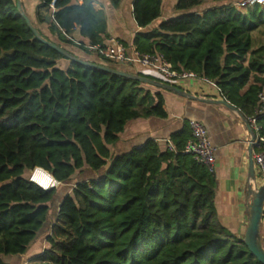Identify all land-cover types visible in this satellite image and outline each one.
I'll return each instance as SVG.
<instances>
[{
    "label": "trees",
    "instance_id": "obj_1",
    "mask_svg": "<svg viewBox=\"0 0 264 264\" xmlns=\"http://www.w3.org/2000/svg\"><path fill=\"white\" fill-rule=\"evenodd\" d=\"M52 1L38 0L34 9L41 38L115 69L88 49L107 42L104 15L92 1L55 0L53 11ZM121 1L108 0L115 9ZM231 1L211 0L198 13L205 0H177L178 14L157 22L162 0H134L141 31L131 45L120 42L212 82L248 119L264 92V45L251 50L250 36L264 27V7L238 9ZM159 91L66 59L35 37L16 0H0V264L24 255L41 230L47 247L26 264H260L219 221L213 171L184 153L189 128L171 136L172 148L147 141L111 153L130 121L166 117ZM256 123L264 136V117ZM36 168L32 182L44 189L38 176L45 172L72 183L60 188L54 207L56 189L29 180Z\"/></svg>",
    "mask_w": 264,
    "mask_h": 264
},
{
    "label": "crops",
    "instance_id": "obj_2",
    "mask_svg": "<svg viewBox=\"0 0 264 264\" xmlns=\"http://www.w3.org/2000/svg\"><path fill=\"white\" fill-rule=\"evenodd\" d=\"M95 11H100L105 18L107 40L117 39L126 45H131L134 35L141 31L135 26L132 18V4L134 0H122L118 8H112L108 0H91ZM177 0H162L161 17L157 22L166 21L177 15L174 6ZM240 0H232L235 6ZM211 3V0H207ZM21 4H38V0H21ZM211 4H205L194 12L202 13ZM32 8V7H31ZM32 16H34V7ZM129 23V31L126 29ZM75 41L81 40L77 32L71 35ZM263 41V40H262ZM260 44L264 45V41ZM107 45V42H106ZM134 48L127 49L128 56H132ZM122 71L131 74H142L160 77L155 70L145 69L138 64H119ZM167 81V80H166ZM172 85L192 96L206 100H221L216 86L199 77H189L178 80ZM155 92V91H154ZM166 117L164 119L151 117L136 119L127 123L118 141L110 146L115 156L128 153L147 141H154L162 149L172 148L171 136L188 128L190 121H197L204 125L207 136L214 150L215 163L213 173L216 180V210L221 224L235 232L243 234L247 222L245 200L247 192L248 146L250 135L240 116L220 105L208 104L199 100L180 97L172 92L159 91ZM254 148L252 147V153ZM44 241V240H43ZM39 243L38 252L47 246ZM28 254L17 257L12 264H26Z\"/></svg>",
    "mask_w": 264,
    "mask_h": 264
},
{
    "label": "built area",
    "instance_id": "obj_3",
    "mask_svg": "<svg viewBox=\"0 0 264 264\" xmlns=\"http://www.w3.org/2000/svg\"><path fill=\"white\" fill-rule=\"evenodd\" d=\"M77 4H82L83 0H74ZM52 1L50 7L53 9ZM235 6L238 9L252 8L255 6L264 7V0H240L236 2ZM90 51H95L98 56L107 60L116 62L117 64H138L142 68L155 70L162 75L168 82L175 83L178 80H183L189 77H197L192 73H177L172 70L170 64L165 62L163 57L159 54H143L136 50L132 52V56H128L123 44L114 38L107 40V45L102 48L100 46L88 47ZM208 82V80L204 79ZM221 96V95H220ZM221 99H223L221 97ZM257 117H264V92H259L257 95V107L254 110L253 116L246 119L254 135L252 147V160L254 165L255 182L250 181V186L257 187L264 184V136H259L260 127L256 123ZM190 131V139L186 142L184 153L193 157L194 161L209 170L213 171L215 163L214 150L212 144L207 136L204 125L197 121H190L188 123ZM37 168L31 171L29 180L34 177ZM37 185V183L32 182ZM57 183V182H56ZM59 185V183H57ZM39 187V186H38ZM56 187V186H55ZM54 186L51 189L55 188ZM40 188V187H39Z\"/></svg>",
    "mask_w": 264,
    "mask_h": 264
},
{
    "label": "water",
    "instance_id": "obj_4",
    "mask_svg": "<svg viewBox=\"0 0 264 264\" xmlns=\"http://www.w3.org/2000/svg\"><path fill=\"white\" fill-rule=\"evenodd\" d=\"M16 7L19 12V14L24 19L27 26L31 29V31L34 33L35 37L40 40L43 44L53 48L57 52H59L61 55H63L66 59L74 62L81 63L85 66L92 67V68H98L102 71H105L107 73H110L112 75L122 77L134 82H138L141 84H145L148 86H151L153 88H157L160 90H164L167 92H172L180 97L183 98H189L194 100H199L208 104L213 105H220L225 107L226 109L237 113L242 122L245 124L246 129L248 131V134L250 135V145L248 146V171H247V192H246V200H245V211L247 214V222L246 227L244 231V237L242 242L250 252V254L260 263L264 264V247L262 245V236H261V228H262V222L264 217V184L257 187L254 185L253 187L250 186V181L255 182V174H254V165L252 160V142L254 140V135L251 130V127L249 126L246 119L243 118V116L230 104H228L223 99L221 100H206V99H199L195 98L194 96L172 86L166 83H162L156 80L147 79L145 77L139 76L137 74H131L125 71H120L116 69H112L109 67H103V66H97L82 60H79L72 55L68 54L66 51L61 49L60 47L45 41L43 38H41L40 34L37 32L35 27L32 25L31 21L27 18L25 15L23 9L21 0H16ZM42 170V169H41ZM48 174V173H47ZM49 175V174H48ZM52 178V177H51ZM53 179V178H52ZM54 180V179H53ZM55 181V180H54ZM56 182V181H55ZM49 191V190H48Z\"/></svg>",
    "mask_w": 264,
    "mask_h": 264
},
{
    "label": "rangeland",
    "instance_id": "obj_5",
    "mask_svg": "<svg viewBox=\"0 0 264 264\" xmlns=\"http://www.w3.org/2000/svg\"><path fill=\"white\" fill-rule=\"evenodd\" d=\"M205 4H210V3L205 0V2L203 3V6H205ZM37 5L38 4H31V5H29V4H22V9H23L25 15L27 16V18L33 24H36V22H35V19L32 16V10L31 9L33 7H34V9H36ZM129 27H130L129 23L126 22V29L128 31L130 29ZM250 36H251V40H252L251 50H256L259 47L260 43L264 41V27L260 28L257 31L252 32L250 34ZM259 54H262V51L260 53H258V55ZM250 57H251V55L249 54V58ZM115 67H116L115 68L116 70L122 71L121 68L119 67V65L116 64ZM159 79L162 80V78H160V77H159ZM29 177H30V174H29ZM74 178H76V177H74ZM71 186H72V183H69V184H59V185H57L54 188V189H56V191H55L54 197L52 199V206L53 207L56 206V203L59 201V199L61 197V193L59 191L60 188H69ZM52 214H53L52 211L49 212V214H48V220L51 219ZM44 233H45V231L44 230H41L38 233V237L35 239L34 243L32 245H30L29 248L27 249V252L25 253V255L28 254L29 255V258L30 257H33V256H35V255L38 254V246H39V243L40 242H41L42 245H44V241L43 240H44V237L46 236ZM261 236L264 239V217H263L262 228H261ZM243 237H244V233L243 234H239L237 236L238 239H243ZM45 245L47 246V244H45ZM3 259H4V261H8L9 263H14L13 261H15L17 259V257L10 256V257H4Z\"/></svg>",
    "mask_w": 264,
    "mask_h": 264
},
{
    "label": "bare ground",
    "instance_id": "obj_6",
    "mask_svg": "<svg viewBox=\"0 0 264 264\" xmlns=\"http://www.w3.org/2000/svg\"><path fill=\"white\" fill-rule=\"evenodd\" d=\"M40 170V169H39ZM38 171V169L36 170V172ZM35 172V173H36ZM40 172H44V171H42V170H40ZM44 174H46V177L47 178H43V177H40V176H38V180H40L39 182L41 183L42 182V184H45V186H46V189H44V188H42L41 187V185H39L37 182H35V183H37L38 184V186L42 189V190H45V191H48V190H51V188L54 186H57V183L51 178V176L50 175H48L46 172L44 173ZM35 175V174H34ZM33 180V179H32ZM32 180H31V182H32Z\"/></svg>",
    "mask_w": 264,
    "mask_h": 264
}]
</instances>
